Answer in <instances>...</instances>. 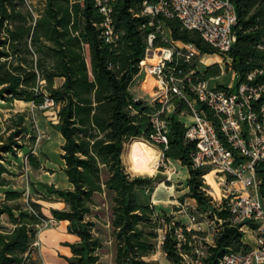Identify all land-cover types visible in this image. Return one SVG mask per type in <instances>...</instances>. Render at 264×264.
Here are the masks:
<instances>
[{
  "label": "trees",
  "instance_id": "obj_1",
  "mask_svg": "<svg viewBox=\"0 0 264 264\" xmlns=\"http://www.w3.org/2000/svg\"><path fill=\"white\" fill-rule=\"evenodd\" d=\"M42 1L44 8L34 15L28 0H0V100H21L40 107L46 101L54 103L55 128L64 139L61 157L74 187L63 189L47 183L42 186L68 205L67 209L53 208L52 216L69 221V231L80 237L77 243H67L73 253L67 260L72 264H103L98 254L102 241L94 235L95 223L86 218L91 214L95 194L108 190L113 193L110 222L117 241L116 264H156L149 259L155 250L151 238L157 236L150 229L160 226L161 217L168 222L171 217L156 212V207L144 201L146 190H155V180L130 175L122 155L131 139L155 143L151 118L163 103L138 98L131 87L141 72L140 62L146 58L149 34H157L155 48L171 45L170 40L162 39L160 32L164 27L172 40L193 43L201 54L217 51L200 32L184 27L178 18L143 15V0H117L113 26L118 37L113 42L106 41L101 26L104 17L95 0L75 4L70 0ZM233 2L238 22L234 26L237 40L230 56L238 82H242L264 66V0ZM176 66L177 72L180 68L193 72L195 81L220 74L217 66L200 71L191 61L170 65ZM58 79L62 80L60 84ZM168 104L175 107L171 115L163 113L169 125L168 146L158 145L166 158L178 160L188 168L187 196L197 201V208L201 212L212 210L226 220L213 237L214 245L207 249L205 264H217L227 252L249 251L250 245L243 241L242 225L227 220V209L219 211L211 204L205 187L208 170L193 165L196 143L186 138L187 122L181 117L188 112L187 102L172 94ZM204 108L218 124L214 112ZM26 118L25 113L19 114L8 137L0 128V193L10 183L5 177L11 172L4 163H11L7 154L17 156L23 147L17 137L30 133ZM29 156L34 169L42 168L37 156ZM258 171L264 196V165H259ZM23 195V191L6 190L0 199V264H36L33 246L37 227L47 216L40 203L29 200L32 210L23 204ZM39 196L46 198L40 191ZM180 227L174 225L163 245L172 264H185L174 234ZM199 234L196 230L185 232L184 252L191 254L193 246L201 243Z\"/></svg>",
  "mask_w": 264,
  "mask_h": 264
},
{
  "label": "built area",
  "instance_id": "obj_2",
  "mask_svg": "<svg viewBox=\"0 0 264 264\" xmlns=\"http://www.w3.org/2000/svg\"><path fill=\"white\" fill-rule=\"evenodd\" d=\"M83 1L70 0V3ZM95 3L104 17L101 26L106 41L113 42L118 37L113 26L117 0H95ZM142 7L143 15L178 18L184 27L200 32L204 41L217 51L214 54L222 55L233 70L237 83L228 88L218 87L209 80L195 81L193 72H186L182 68L177 72V66L170 67L172 63L178 65L181 61L190 62L197 55L209 54H201L193 43L172 40L165 30L160 32L162 39L170 40L171 45L156 48L159 57L156 63H148L147 53L140 62L141 71L145 70L156 77L160 90H164L159 95L163 107L151 118L155 129L152 135L154 141L168 146L169 125L163 113L165 107L175 109L173 104H168L170 95L183 98L192 119L187 123L186 138L196 143L193 165L196 168H210L217 173L221 197L216 198L208 193L212 198L211 204L219 211L227 209L230 212L227 220L235 225L241 224L244 234L251 233L256 237V245L249 251L227 252L217 264H264V198L261 192L262 178L258 171V166L264 165V66L251 73L247 81L238 82L239 75L232 67L230 56L237 40L234 31L238 22L236 5L233 0H143ZM156 35L154 32L148 36V52L155 48ZM261 48L264 49V46ZM42 107L54 109V103L46 101ZM204 107L214 112L218 124L207 115ZM200 216L206 217L214 236L226 221L212 210L201 212L195 206L189 215L190 222L202 225L203 222L198 221ZM51 223L54 226L58 221L54 219ZM160 223L157 247L164 251L167 234L174 225L164 217L160 218ZM194 229L189 225L175 229L180 254L185 264H205L207 246L195 244L191 254L182 250V245L186 243L185 232Z\"/></svg>",
  "mask_w": 264,
  "mask_h": 264
},
{
  "label": "rangeland",
  "instance_id": "obj_3",
  "mask_svg": "<svg viewBox=\"0 0 264 264\" xmlns=\"http://www.w3.org/2000/svg\"><path fill=\"white\" fill-rule=\"evenodd\" d=\"M30 2L34 15L39 14L44 8V3L42 0H30ZM163 30H165L166 33H170L167 27H164ZM147 54H149L148 63H156L158 61L159 57L156 48L151 49L149 52L147 50ZM212 54L213 55H197L191 60V62L195 64L196 69L200 71H205L209 66L219 67L220 74L208 78L212 84L223 88L236 85L237 81L234 78L233 70L227 64L226 59H224L222 55H215L214 53ZM61 81L62 80L58 79L57 84H60ZM160 89L161 87L157 81V78L152 74H147L145 70L139 73L131 87V91L136 97L147 101H153L156 99L160 100L159 95L164 93V90ZM165 111L167 116L171 115L174 112V109L170 107L168 110V108L165 107ZM21 113H25L27 115L25 125L29 128L30 133L17 137L19 143L23 145L22 148L18 149L17 156L7 154L11 159V163L6 161L4 163L8 166L11 172L5 174V177L10 183L2 188L0 199L4 198V191L6 190L23 191L24 195L22 202L28 206L30 210H32L28 204L29 200L34 201L32 198L47 201L46 198L39 197L38 190L44 187L40 183H38L39 186L37 187L35 186L36 183H32L31 186H28L25 175H22L26 174L28 171H33L34 173L45 172L48 170L46 167L47 165L58 168L62 162V138L57 133L55 128L57 119L55 117L54 109L35 106L33 103H27L21 100H16L12 103L0 100V128L2 129V132H4L5 137H8L10 133L14 131L16 122L19 121V114ZM181 117H183L187 123H190L192 120L188 112L182 113ZM130 142L131 141L125 144L124 151L131 148L128 145ZM154 142L155 143L151 142V151L159 155V161L154 171L142 174L133 171L131 167H129L130 164L123 154L122 160L125 170L132 176L140 175L144 177H153L156 188L153 190L154 193L153 191L149 192L146 190V194L143 197L144 201H149L151 205L156 207V212L171 217V222H173V225H189L195 227L194 230L200 232L199 237L201 239V243L205 247H209L212 237L208 236L206 228L203 227V224L193 225L189 219V215L193 212L194 207L197 205V201L187 196V193L189 192L187 180L190 176L188 168L182 165V163L178 160L166 158L158 143L156 141ZM31 153L39 158L42 163V168L34 169L31 166L29 156ZM134 153L135 155L139 156L138 153ZM205 170H208L205 184V187L208 191L207 193H211L216 198L221 197V190L217 184L218 178L216 171H211L210 168H206ZM106 174L107 173L105 172V175ZM27 187H30V190H28ZM164 192H170L171 195ZM112 195V192L104 190L102 193H98L96 196H94V204L91 206V214L86 218L95 223L94 235L99 237L102 241V247L98 250V254L100 256V261L103 264H116L115 248L117 241L115 239V232L111 222L109 225V221H111V208L113 204ZM54 219L55 218L53 216H47V219L42 220V223L37 227L36 241L40 233L47 229L58 227V223L54 226L52 225L51 220ZM3 220H6V217H4ZM198 221H205L206 223V217L200 216ZM198 227H202V229L197 230ZM159 228L160 226L158 224L156 229H150V231L156 233L157 236L151 238L152 243L155 244V250L154 254L151 255L149 259L156 264H172L167 259L166 253L157 247L160 233ZM36 245L37 244L33 246L36 264H44V260L40 256V253L37 249L38 246Z\"/></svg>",
  "mask_w": 264,
  "mask_h": 264
},
{
  "label": "crops",
  "instance_id": "obj_4",
  "mask_svg": "<svg viewBox=\"0 0 264 264\" xmlns=\"http://www.w3.org/2000/svg\"><path fill=\"white\" fill-rule=\"evenodd\" d=\"M30 103V102H27ZM57 133L62 138V143H64V139L62 134L56 129ZM60 166L58 168L47 165V169H51L52 171H45L40 173H34L33 171L27 172L25 178L27 179V185L31 186L32 183H36L35 186H39L38 183L42 185V183L53 184L58 188L63 189H72L74 186L69 181L68 176L65 172V161L62 159ZM30 190V187H27ZM42 192L47 201L32 198L34 201L41 203L43 205V212L47 216H52V209H67L68 205L63 200V198L59 197L57 194H50L46 191L45 188L39 189ZM171 195L170 192H164ZM98 194V193H97ZM95 194V196L97 195ZM153 196V195H152ZM263 196V194H262ZM40 197V196H39ZM264 198V196H263ZM155 200V199H154ZM98 208V207H97ZM58 221V227L53 229H47L44 232L40 233L38 239L36 241L37 249L40 253V256L44 260V264H72L67 258H71L73 256L71 247L67 245V243H77L80 241V237L74 233L69 231V221L62 220ZM6 224V223H5ZM110 225V221H109ZM203 227L206 228V232H208V236L212 237L209 245H214V235L210 232V229L207 223L203 222ZM208 240V239H206ZM243 241L250 245V247H254L256 245V237L251 233H246L244 235ZM208 248V247H207Z\"/></svg>",
  "mask_w": 264,
  "mask_h": 264
},
{
  "label": "bare ground",
  "instance_id": "obj_5",
  "mask_svg": "<svg viewBox=\"0 0 264 264\" xmlns=\"http://www.w3.org/2000/svg\"><path fill=\"white\" fill-rule=\"evenodd\" d=\"M128 145L132 150L129 148L124 151V156L130 164L129 167L140 174L154 171L159 161V155L151 151V143L142 139H133ZM133 151L138 153L140 157L135 155Z\"/></svg>",
  "mask_w": 264,
  "mask_h": 264
},
{
  "label": "water",
  "instance_id": "obj_6",
  "mask_svg": "<svg viewBox=\"0 0 264 264\" xmlns=\"http://www.w3.org/2000/svg\"><path fill=\"white\" fill-rule=\"evenodd\" d=\"M133 139H131L130 141H132Z\"/></svg>",
  "mask_w": 264,
  "mask_h": 264
}]
</instances>
